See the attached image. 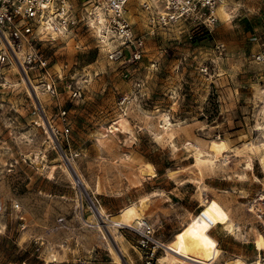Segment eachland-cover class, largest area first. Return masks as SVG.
<instances>
[{"label":"rangeland","instance_id":"1","mask_svg":"<svg viewBox=\"0 0 264 264\" xmlns=\"http://www.w3.org/2000/svg\"><path fill=\"white\" fill-rule=\"evenodd\" d=\"M145 2L125 7L132 43L81 22L37 46L45 70L0 65V264H146L111 219L142 203L167 247L207 200L234 228L210 232L218 264L263 254L264 0H223L211 27L158 25Z\"/></svg>","mask_w":264,"mask_h":264},{"label":"built area","instance_id":"2","mask_svg":"<svg viewBox=\"0 0 264 264\" xmlns=\"http://www.w3.org/2000/svg\"><path fill=\"white\" fill-rule=\"evenodd\" d=\"M129 1L86 0L82 6L83 16L78 19L73 0H0V65H6L16 58L22 67L26 64L45 70L49 61L39 55L37 46L54 40V35H62L81 22L88 28L93 25L102 26L105 36L110 34L118 37L123 40L124 45L132 43V28L125 17V7ZM157 1L160 13L156 16L152 12L149 13L158 25L171 26L189 19L199 21L206 27L217 23L215 10L220 0ZM143 7L147 11L152 10L149 1L145 2ZM102 42L104 43L103 40ZM120 54L121 51L111 52L110 59H117ZM257 60L264 62V42ZM48 90L53 95L56 92L52 84L48 85ZM66 132L69 130L66 129ZM2 209L3 207H0V214ZM262 223L264 226V220ZM118 228L138 236L137 243L144 254L146 264H155L158 253L166 249L164 243L156 237L154 225L145 220L140 226L118 225ZM254 264H264V250L263 254L259 253L258 263Z\"/></svg>","mask_w":264,"mask_h":264},{"label":"bare ground","instance_id":"3","mask_svg":"<svg viewBox=\"0 0 264 264\" xmlns=\"http://www.w3.org/2000/svg\"><path fill=\"white\" fill-rule=\"evenodd\" d=\"M147 1H150L158 6L157 0H147ZM220 3L222 4L219 7L218 12L222 18L228 19L230 14L226 12L227 10H226V6L223 4V0H220ZM46 25L47 24L45 23V26ZM97 32L100 38L104 41V43H108L109 38L104 35L102 26L97 27ZM168 124L169 126H171L170 123ZM210 147L215 152L216 155H219L222 152H224L226 148L224 142H220V143L214 142ZM198 161L203 162L205 160L198 159ZM263 199L264 197H262L260 200ZM141 204L137 205L134 203L123 208V210L120 212L119 215L111 219L112 224L116 226L126 225L129 227L140 226L141 223L144 221L143 219L144 214L142 211ZM201 209L202 211L198 215H196L185 226L183 230L177 233L174 241L171 242L166 247L167 257L164 259H167L172 255L174 259L173 263L176 264H185L187 262H191L193 264H218L217 261L220 258L222 251L218 248V242L215 238L211 236L210 232L214 228L216 229L217 227H223L224 229L232 232L234 231V228L228 213L218 202L214 200L203 201ZM102 212H100V214H103ZM254 243L256 250L261 252L264 249L263 235L259 234ZM258 259L259 256L257 258L256 263H258ZM224 264H246V263L243 262L242 260H234V261H228Z\"/></svg>","mask_w":264,"mask_h":264},{"label":"crops","instance_id":"4","mask_svg":"<svg viewBox=\"0 0 264 264\" xmlns=\"http://www.w3.org/2000/svg\"><path fill=\"white\" fill-rule=\"evenodd\" d=\"M74 1V0H73ZM80 2V4L84 3V0H78ZM75 3V1H74ZM142 254V253H141ZM143 256V255H142ZM158 261H159V258H158Z\"/></svg>","mask_w":264,"mask_h":264}]
</instances>
